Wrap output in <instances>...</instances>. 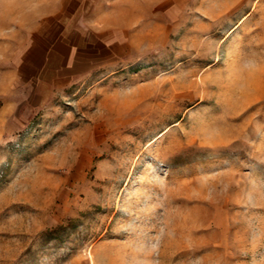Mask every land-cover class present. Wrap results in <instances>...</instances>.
<instances>
[{"label":"rangeland","instance_id":"1","mask_svg":"<svg viewBox=\"0 0 264 264\" xmlns=\"http://www.w3.org/2000/svg\"><path fill=\"white\" fill-rule=\"evenodd\" d=\"M59 1L0 0V264H264V0Z\"/></svg>","mask_w":264,"mask_h":264},{"label":"crops","instance_id":"2","mask_svg":"<svg viewBox=\"0 0 264 264\" xmlns=\"http://www.w3.org/2000/svg\"><path fill=\"white\" fill-rule=\"evenodd\" d=\"M94 4L95 3H93V0H60L59 4L57 5V10H55L53 14L55 15L71 14L70 11H72V9L75 12L79 7L80 8L83 7V5L92 7L94 6ZM51 52L52 51H49L48 49H46V52H44V56H45L44 60L49 59V56H51ZM74 55L76 54H73V56ZM38 61L41 62V59H39ZM73 61L76 62L77 61L76 58H74Z\"/></svg>","mask_w":264,"mask_h":264}]
</instances>
